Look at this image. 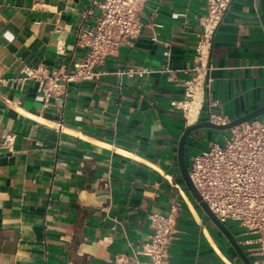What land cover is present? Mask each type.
<instances>
[{"label":"crops","instance_id":"1","mask_svg":"<svg viewBox=\"0 0 264 264\" xmlns=\"http://www.w3.org/2000/svg\"><path fill=\"white\" fill-rule=\"evenodd\" d=\"M207 1L146 0L140 33L97 79L44 103L34 70H76L87 52L78 31L103 0H0V264L150 263L149 217L173 206L169 264H245L189 190L178 147L192 125L264 107V13L260 0H233L200 58ZM127 69L145 74L119 75ZM218 139L193 132L188 169ZM224 225L260 264L257 236Z\"/></svg>","mask_w":264,"mask_h":264},{"label":"built area","instance_id":"2","mask_svg":"<svg viewBox=\"0 0 264 264\" xmlns=\"http://www.w3.org/2000/svg\"><path fill=\"white\" fill-rule=\"evenodd\" d=\"M145 1L103 0L101 13L94 24L78 31L79 45L87 52L76 65V70L53 73L43 68L34 70L32 78L41 83L44 103L52 97L65 96L70 83L97 79L99 74L95 68L104 64L108 57L117 56L121 47L140 33L142 24L138 13ZM232 2L207 1L206 15L202 18L204 33L197 47L200 58L207 55L205 47ZM196 70L198 72L200 68ZM144 74L145 71L136 69L119 73L130 77ZM231 131V136L223 144L213 143L191 157L189 174L203 201L221 223L236 222L257 236L255 253L261 258L260 264H264V115ZM177 217L176 206L166 216L149 217L152 234L145 251L151 262L144 264H169L170 248L177 233ZM119 261L122 259L117 264Z\"/></svg>","mask_w":264,"mask_h":264},{"label":"water","instance_id":"3","mask_svg":"<svg viewBox=\"0 0 264 264\" xmlns=\"http://www.w3.org/2000/svg\"><path fill=\"white\" fill-rule=\"evenodd\" d=\"M261 7L264 13V0H260ZM262 115H264V107L249 113L239 119H236L234 121L223 123V124H217L214 123L212 120L203 121L200 123H197L195 125L190 126L184 133V135L181 137L179 141V147H178V160H179V166L182 173V176L191 191L192 195L196 199V201L201 205L207 216L210 218V220L217 226V228L226 236V238L230 241V243L233 245V247L236 249L242 260L245 264H252L251 261L248 259V257L245 255L241 247L238 245L237 241L235 240L232 233L229 231L226 225L221 223L217 217L213 214V212L210 210L208 205L203 201L200 193L197 191L196 187L194 186L190 174L189 169L186 163V145L187 140L190 137V135L198 130L201 129H214L218 131H230L236 127L241 126L242 124H245L247 122H250L252 120H255L257 118H260Z\"/></svg>","mask_w":264,"mask_h":264},{"label":"rangeland","instance_id":"4","mask_svg":"<svg viewBox=\"0 0 264 264\" xmlns=\"http://www.w3.org/2000/svg\"><path fill=\"white\" fill-rule=\"evenodd\" d=\"M209 131H212L214 133H217L218 135H220V139H218V144H223L225 142V135H227L228 131H218V130H214V129H207ZM210 139H206L205 141H203V146L207 145L210 141ZM188 162H190V157H188Z\"/></svg>","mask_w":264,"mask_h":264},{"label":"bare ground","instance_id":"5","mask_svg":"<svg viewBox=\"0 0 264 264\" xmlns=\"http://www.w3.org/2000/svg\"><path fill=\"white\" fill-rule=\"evenodd\" d=\"M198 107H199V98L198 96H196L195 101L192 104L191 111L188 114L190 121L195 120Z\"/></svg>","mask_w":264,"mask_h":264}]
</instances>
